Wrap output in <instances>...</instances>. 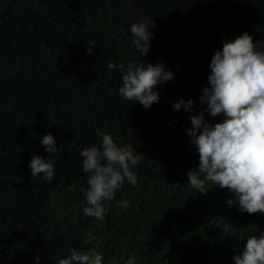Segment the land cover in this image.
Returning a JSON list of instances; mask_svg holds the SVG:
<instances>
[{"label":"trees","instance_id":"obj_1","mask_svg":"<svg viewBox=\"0 0 264 264\" xmlns=\"http://www.w3.org/2000/svg\"><path fill=\"white\" fill-rule=\"evenodd\" d=\"M145 20L156 26L141 57L130 27ZM245 31L264 38V0H0V264H58L73 248L100 252L102 264H234L264 234V213L229 205L234 193L218 184L189 186L200 157L185 130L207 109L200 97L215 51ZM110 61L162 63L174 80L145 109L120 96ZM181 98L193 112L174 109ZM98 129L141 156L136 185L125 180L104 201L103 220L83 213L80 153L102 144ZM49 133L62 149L51 154L55 177L33 180L30 161L49 157Z\"/></svg>","mask_w":264,"mask_h":264},{"label":"clouds","instance_id":"obj_2","mask_svg":"<svg viewBox=\"0 0 264 264\" xmlns=\"http://www.w3.org/2000/svg\"><path fill=\"white\" fill-rule=\"evenodd\" d=\"M155 26L145 20L130 27L132 44L141 57L148 55ZM256 31H260L259 26ZM92 50L88 46L89 54ZM108 68L121 73L120 96L140 103L145 109L159 103L157 85L174 80V73L165 70L162 63L117 65L110 61ZM210 68L209 86L203 88L200 97L207 109L191 115V127L185 130L200 157L199 168L188 173V184L200 193L208 190L205 181L218 184L234 193L235 199H229V205H238L241 212L248 214L264 213V38L254 42L245 31L234 41H225L222 50L215 51ZM194 103L181 98L174 109L193 112ZM205 111L211 117L222 116V122L213 125L206 121ZM97 135L102 137V144L80 153L83 170L89 174L88 206L83 208V213L103 220L108 210L104 201L114 199L125 180L136 185L137 176L132 168L140 163L141 156L134 154L130 147L118 146L111 134L98 129ZM41 144L50 155L47 159L41 156L31 159L32 179L42 177L51 182L55 177L51 154L56 155L62 149L57 147L51 133L43 136ZM120 206L129 207V201L122 200ZM258 232L263 231L259 228ZM102 259L98 251L81 252L73 248L71 255L60 259L58 264H102ZM128 264H134V260L129 258ZM234 264H264V234L259 238L252 235L234 257Z\"/></svg>","mask_w":264,"mask_h":264}]
</instances>
